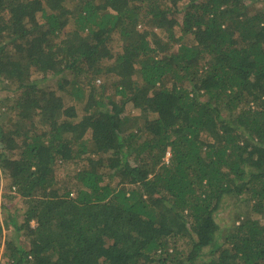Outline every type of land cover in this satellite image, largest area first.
<instances>
[{
    "label": "trees",
    "instance_id": "1",
    "mask_svg": "<svg viewBox=\"0 0 264 264\" xmlns=\"http://www.w3.org/2000/svg\"><path fill=\"white\" fill-rule=\"evenodd\" d=\"M4 92V264H264V0H0Z\"/></svg>",
    "mask_w": 264,
    "mask_h": 264
},
{
    "label": "rangeland",
    "instance_id": "2",
    "mask_svg": "<svg viewBox=\"0 0 264 264\" xmlns=\"http://www.w3.org/2000/svg\"><path fill=\"white\" fill-rule=\"evenodd\" d=\"M262 1V0H261ZM262 4L261 3H254L253 4V9L259 8ZM40 17V15H39ZM141 31L145 32L148 31V28L140 27ZM178 35H179V29H176ZM158 33L160 31H157ZM190 39V38H188ZM118 44H115V47H117ZM178 48V45L175 46V50ZM119 49V48H116ZM52 74H49V77L47 79L48 81V87L52 88L51 92L52 94H59L63 95L65 97V102L68 106H75L78 110V112L81 114L84 111V106L86 102V96H83L84 94L79 95V90H80V82L81 79L78 76H73V77H66L61 79V76H51ZM73 78V79H72ZM72 80L76 81L77 85H74L73 89V83ZM60 83L62 84L64 90L60 88ZM102 80H98V84H101ZM46 86V85H44ZM6 96V92L0 93V95ZM78 94V95H75ZM73 96V97H72ZM78 97V99L75 100V98ZM80 97V98H79ZM82 97V98H81ZM138 114V110H134L132 108H128L125 111V114ZM79 167H77V163H72L68 168H63L59 167L58 168V175H65L66 172H70L71 174L75 173L78 171ZM10 184L9 178L4 174L2 169H0V218L2 221L6 218V210L11 209L12 211L18 210V213L21 215L24 211V201L19 199L16 194L10 193L8 190ZM238 208V204L236 200H229L226 199L222 205V213L219 215V219L222 218V223L223 224H229L230 223V216L231 213ZM6 232H9V230H6ZM6 259L4 256L0 260V264H4Z\"/></svg>",
    "mask_w": 264,
    "mask_h": 264
}]
</instances>
